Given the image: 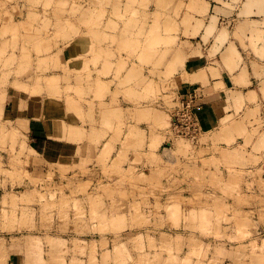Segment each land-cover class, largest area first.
Listing matches in <instances>:
<instances>
[{
	"label": "rangeland",
	"instance_id": "1",
	"mask_svg": "<svg viewBox=\"0 0 264 264\" xmlns=\"http://www.w3.org/2000/svg\"><path fill=\"white\" fill-rule=\"evenodd\" d=\"M185 1L0 0V264H264V112L177 125Z\"/></svg>",
	"mask_w": 264,
	"mask_h": 264
},
{
	"label": "crops",
	"instance_id": "2",
	"mask_svg": "<svg viewBox=\"0 0 264 264\" xmlns=\"http://www.w3.org/2000/svg\"><path fill=\"white\" fill-rule=\"evenodd\" d=\"M199 1L203 7L196 11L187 9L189 0L177 8V49L190 43L195 53L184 61L191 68L180 73L191 85L178 90L197 95L201 128L214 132L237 110L264 112V0ZM52 141V152L59 150L60 141Z\"/></svg>",
	"mask_w": 264,
	"mask_h": 264
},
{
	"label": "built area",
	"instance_id": "3",
	"mask_svg": "<svg viewBox=\"0 0 264 264\" xmlns=\"http://www.w3.org/2000/svg\"><path fill=\"white\" fill-rule=\"evenodd\" d=\"M177 97L180 107L177 112V125H184L188 130H190V133L198 134L200 131V125L196 116L197 109L194 107V100L192 96H190V100L183 99L182 97L180 100L178 95Z\"/></svg>",
	"mask_w": 264,
	"mask_h": 264
},
{
	"label": "bare ground",
	"instance_id": "4",
	"mask_svg": "<svg viewBox=\"0 0 264 264\" xmlns=\"http://www.w3.org/2000/svg\"><path fill=\"white\" fill-rule=\"evenodd\" d=\"M77 18H78V17H77ZM74 20H76V18H75ZM62 22H64V20H63ZM172 35H174V34H172ZM165 37H166V36H165ZM166 38H167V37H166ZM172 38H173V40H174V37H172ZM170 43H171V42H170ZM263 93H264V91H263ZM251 95H252V96H251ZM251 95H250V97H253V93H252ZM250 97H249V98H250ZM251 99H252V98H251ZM199 112H200V111H199ZM246 115H248V114H246ZM254 121H255V120H254ZM250 124H251V123H250ZM239 126L242 127L243 125H239ZM235 127H236V126H235ZM241 127H240V129H242ZM244 127H245V126H244ZM224 129H225V128H224ZM243 129H244V128H243ZM245 129H246V128H245ZM245 129H244V130H245ZM246 130H247V129H246ZM230 131H231V130H230ZM232 131H235V130L233 129ZM237 131H239V129H238ZM225 132H226V131H225ZM227 132H228V131H227ZM250 132H251V131H250ZM246 134H250V133H246Z\"/></svg>",
	"mask_w": 264,
	"mask_h": 264
}]
</instances>
